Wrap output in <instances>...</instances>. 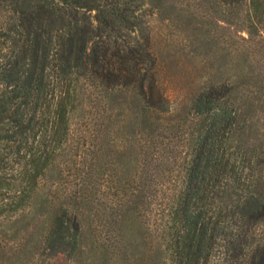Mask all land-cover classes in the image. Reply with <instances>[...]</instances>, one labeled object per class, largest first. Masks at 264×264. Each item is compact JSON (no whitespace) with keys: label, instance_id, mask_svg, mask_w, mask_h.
Wrapping results in <instances>:
<instances>
[{"label":"trees","instance_id":"16d2710c","mask_svg":"<svg viewBox=\"0 0 264 264\" xmlns=\"http://www.w3.org/2000/svg\"><path fill=\"white\" fill-rule=\"evenodd\" d=\"M134 2L0 0V217L24 212L48 181H67L68 201L94 203L100 160L112 159V168L138 145L124 195L148 212L140 217L149 256L264 264V152L234 146L242 112L234 82L199 84L191 113L183 112V147L158 148L171 102L153 39L121 34L136 31ZM221 2L247 4L250 36L264 23V0ZM66 203L44 248L75 258L85 250L84 226L80 206Z\"/></svg>","mask_w":264,"mask_h":264},{"label":"rangeland","instance_id":"374dc122","mask_svg":"<svg viewBox=\"0 0 264 264\" xmlns=\"http://www.w3.org/2000/svg\"><path fill=\"white\" fill-rule=\"evenodd\" d=\"M221 1L133 3L136 31L124 29L121 34L132 33L141 44L147 37L153 39L160 55V81L171 102V114L160 115L158 148L171 151L183 147L182 133L187 129L184 113H191L190 100L199 84L211 81L218 86L234 82V95L242 105L234 146L241 144L248 151L256 148L264 152V23L256 32L251 29L250 36L245 20L247 4L230 10ZM122 129V135H129L128 126ZM126 142L128 145L120 139L118 145L123 148ZM137 148L126 153L124 160H114L112 168L105 167L112 159L104 156L100 160L104 173L99 174L97 190L92 192L94 203L68 201L64 193L67 181L57 186L48 181L24 212L12 218L0 217V264H158L157 254L146 253L151 246L146 237L148 222L147 217L140 216L148 212L140 201L129 202L124 195L130 192L129 167L136 159ZM65 201L71 207L80 206L84 226L85 250L75 258L54 257L44 248V237ZM136 244L140 248L135 249Z\"/></svg>","mask_w":264,"mask_h":264}]
</instances>
